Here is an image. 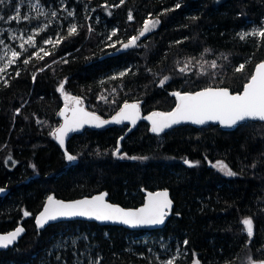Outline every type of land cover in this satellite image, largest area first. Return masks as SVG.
<instances>
[{
  "label": "trees",
  "instance_id": "16d2710c",
  "mask_svg": "<svg viewBox=\"0 0 264 264\" xmlns=\"http://www.w3.org/2000/svg\"><path fill=\"white\" fill-rule=\"evenodd\" d=\"M80 1L68 0L76 8L75 33L62 28L43 53L22 52L0 80V233L19 224L25 228L20 240L0 251V264H74L87 247L99 264H160L144 234L177 244L173 247L182 252L175 264L264 261V123L249 121L232 131L180 124L158 135L139 122L123 138L127 128L118 125L85 130L63 146L52 136L62 122L65 93L83 98L85 107L91 106L86 111L109 118L125 103L138 104L142 114L167 113L176 104L173 92L207 87L240 92L264 60V39L241 40L239 33L264 24V0H91L96 9L91 17L82 14ZM148 19L160 21L140 39V44L148 41L149 51L117 50ZM55 33L50 28L40 38ZM211 61L217 68L206 72L195 65ZM185 63L189 67L182 74ZM241 64L244 69L236 71ZM165 76L170 79L161 86ZM61 84L64 94L58 91ZM100 96H108L105 103ZM117 149L119 154L113 153ZM65 153L77 159L71 163ZM215 161L235 175L216 171L209 165ZM162 188L169 190L174 207L159 230L85 221L43 228L34 223L49 196L69 200L106 192L110 202L135 208L145 192ZM245 218L253 220L251 238ZM76 230L84 235L54 250L59 237Z\"/></svg>",
  "mask_w": 264,
  "mask_h": 264
},
{
  "label": "snow or ice",
  "instance_id": "6c2138e0",
  "mask_svg": "<svg viewBox=\"0 0 264 264\" xmlns=\"http://www.w3.org/2000/svg\"><path fill=\"white\" fill-rule=\"evenodd\" d=\"M123 2V0H121ZM4 0H0V4H3ZM179 7V4H177ZM35 10L40 11L39 3L35 5ZM47 15V13H43ZM71 14V13H69ZM52 15H55L53 12ZM4 17L0 16V20ZM11 20H19L20 15L17 11V15L10 17ZM132 16L129 15V20ZM160 21L146 20L143 24L142 30L138 36H132L127 43H123L124 49L135 48L138 46V41L141 37H144L147 33L154 30ZM76 32V27L73 25L69 30V35ZM112 35H116L115 32ZM259 36L264 39V24L259 29H253L251 32L239 33V38L244 40L246 36ZM24 43L33 45L34 40L32 36H28ZM47 43H52L51 40ZM115 47V44L111 45ZM24 44L20 45L23 48ZM208 49H205L207 52ZM45 55H48L45 52ZM19 53L17 51L11 52V57L8 61L12 64ZM25 63L28 61L25 60ZM190 63V62H189ZM189 63H185L183 67L179 68V72L186 74ZM212 69L217 68V64L213 61L210 65ZM245 65L241 64L236 68V71H242ZM0 71H4V68H0ZM125 73H121L124 75ZM170 77L165 76L160 85L163 86ZM58 91L64 94V86L61 84ZM173 96L176 97L177 103L173 111L153 112L150 116L145 117L151 121L152 132L160 134L166 129L171 128L173 125L180 123H191L194 125H204L208 122H218L221 126L226 128H233L234 126L246 125L249 121H259L264 123V62H260L255 67L254 73L250 76L247 83L244 84L243 90L240 93L232 94L228 89L207 87L194 93H181L173 92ZM71 99L73 104L69 106L65 104V108L60 112V116L63 117L64 123L52 133L55 139L58 140L61 146L64 145L65 137L70 132L79 131L84 125H89L95 128H101L106 124H120L124 121H129L132 124L136 123L139 117V105L125 103L120 111L112 118V120H103L94 113L86 111L81 106V100L79 98L65 96V100ZM116 154H119L117 149ZM68 161H74L76 156L65 153ZM118 158L124 159L126 156L118 155ZM130 159H139L138 157H130ZM143 159H147L144 157ZM186 163H189L186 161ZM189 166H194L189 163ZM218 171L222 172L226 176H234L235 173L224 163L218 162L216 165ZM3 189H0L2 192ZM106 194H100L91 198H85L74 202L65 203L62 201L54 200L51 196L47 198V204L44 206L42 212L36 217V224L38 227L43 228L51 221H56L59 218H71V217H86L88 219H94L97 221H110L113 223H120L129 225L131 227L140 226H155L163 225L165 218L169 215L168 209L171 207V201L168 199L167 191L147 194V202L144 206L136 210H125L119 206H115L105 201ZM25 215H28L25 212ZM245 226L247 236L251 238L253 232V220L251 218H245L242 221ZM23 232L22 228H17L15 231L7 235H0V248L8 247L12 244L20 233ZM75 243V242H73ZM188 241H184L187 245ZM176 256H173L162 264H175ZM96 264H99L97 261ZM195 264H199V261H195ZM249 264H264V261H252L249 259Z\"/></svg>",
  "mask_w": 264,
  "mask_h": 264
},
{
  "label": "rangeland",
  "instance_id": "374dc122",
  "mask_svg": "<svg viewBox=\"0 0 264 264\" xmlns=\"http://www.w3.org/2000/svg\"><path fill=\"white\" fill-rule=\"evenodd\" d=\"M90 1L91 0H81L80 1V10L82 14L85 15L88 13L89 17H91V15L93 14V11L96 10V9L94 10L91 7ZM37 2L39 3L40 11L35 10V5L37 4ZM74 5L75 4H69L68 0H55V1H47V2H45L44 0L43 1L42 0H4V3L0 4V16L4 17V19L0 20V68H4V71H0V80L5 79V73L8 70V67L12 66L16 62V60L19 58L22 52H28L32 56H36L39 53H43L45 51L44 48L46 45H49V44L53 45V43H55L56 40L60 38V37L57 38V33L60 30H62V28H66L70 30V28L73 25L77 27L78 18H76V8ZM7 10L10 11L8 15L5 14ZM17 11L19 12L20 19L18 21L9 19L10 17L16 16ZM53 12L55 13V15H52ZM43 13H47V15H44ZM95 18L98 19L97 16H95ZM148 20L154 21L153 19H148ZM50 28H55V31H56L55 35L50 34L48 38H45V39L40 38L41 33H43L44 31ZM252 28H249L248 30L252 31ZM149 33H147L145 36H147ZM138 35L139 33L136 36ZM28 36L33 37V40H34L33 45H28L24 43V41L27 39ZM144 37H141L140 39ZM140 39L138 41V46L135 48L138 49L139 47L142 46L145 52H148L150 49L148 41H146V44L144 43L140 44ZM49 40H51L52 43H47V41ZM21 44H24L23 48H20ZM117 47H118L117 50H121V51L127 50L123 48V43L117 45ZM12 51H17L19 53V56L18 58L14 60L12 64H9L8 61L12 59L11 57ZM195 65L198 67V70L200 72H206L209 70V68H211L210 67L211 63L209 66H205L200 62ZM60 81L61 79L59 80V82ZM65 96L71 97L69 94H66V93H65ZM107 98L108 96H105V97L100 96L97 100L102 103H105ZM80 99L83 103L84 102L83 98H80ZM66 103L69 106H71L70 104L72 103V100L69 99L66 101L64 98L63 109L65 108ZM83 105L85 106L84 103ZM86 107L89 108L91 106H86ZM62 121H63V118H62ZM54 130L52 131V133L55 132ZM116 152L117 150H114L113 153H116ZM72 162L73 161H71V163ZM218 162H222V161H215L213 163H209V165L213 167L216 171H218L217 167L213 166V165H216ZM31 168L33 172H36V168L33 165L31 166ZM218 172L223 174L220 171ZM81 232L82 231L80 230H76V232L72 235L59 237V239L56 241V244L54 246V250L64 248L67 243L74 244L73 243L74 240L71 241L69 240V238L77 240L78 237H81L84 235V234H81ZM142 237H144L146 240L150 239L149 242L152 246L150 247V249H152L151 253L153 254V256L157 259V261L160 264H162L163 261L173 256H176L178 258L180 256V253L182 252L180 248L173 247V246H177V244L175 245L170 244L171 240H165L162 237H159V238L153 237L150 234H144L142 235ZM131 241H135V239L132 238ZM132 243H135V242H132ZM90 251H91V248L87 247V249H85L82 253L78 255L74 264H82L84 260H86V264H96L97 258L96 260H94L92 256H90L89 254ZM249 259L250 258L246 259V264H249Z\"/></svg>",
  "mask_w": 264,
  "mask_h": 264
},
{
  "label": "water",
  "instance_id": "95a60500",
  "mask_svg": "<svg viewBox=\"0 0 264 264\" xmlns=\"http://www.w3.org/2000/svg\"><path fill=\"white\" fill-rule=\"evenodd\" d=\"M260 62H264V60H262V61H260ZM260 62H259V63H260ZM257 64H258V63H257ZM257 64H256V66H257ZM256 66H255V67H256ZM254 70H255V68H254ZM254 70H253V73H254ZM253 73H252V74H253ZM214 88H222V87H214ZM224 89H226V88H224ZM242 90H243V88L241 89L240 92H242ZM199 91H200V90H199ZM196 92H197V91H196ZM240 92H237V93H240ZM193 93H194V92H193ZM230 93H232V92H230ZM232 94H236V93H232ZM176 103H177V100H176ZM175 107H176V104H175V106L173 107V109H172L171 111H173V110L175 109ZM171 111H169V112H171ZM118 112H119V111H118ZM118 112H117V113H118ZM117 113H116V114H117ZM167 113H168V112H167ZM116 114H114L113 116H111V117H109V118H101V119H103V120H112V118H113L114 116H116ZM151 114H152V113L147 114V115H142V114L139 112V117H138V119L136 120V123H135V124H132V123L129 122V121H124V122H122V123H120V124H115V123H112V124H106V125H104V126L101 127V128H95V127H92V126H89V125H84V127L81 128L79 131H75V132H72V133H76V134H78V133H81L84 129H90V130H104V129H108V128H111V127H114V126H117V125H128V127H127V129H126L124 135L121 137V138H123V137H125V136H126L131 130H133V129L137 126V124H138L139 122H141V121L148 123V124L150 125V128H152L151 121H149L148 119L145 118V117L150 116ZM251 122H259V121H251ZM180 124H190V125H192V126H194V127H198V128L203 127V126H207V125H214V126H218L222 131H232V130H234V129L237 127V126H234L233 128H226V127L221 126L218 122H208V123H206V124H204V125H194V124H191L190 122H189V123H180ZM180 124H177V125H180ZM177 125H173L172 127H175V126H177ZM238 126H239V125H238ZM172 127H171V128H172ZM169 129H170V128H169ZM166 130H168V129H166ZM57 142H58V140H57ZM64 143H65V142H64ZM162 191H167V193H168V199L172 202V203H171V207H170V209H168V212H169V215H170V214H171V211H172V209H173V207H174V202H173L171 196L169 195L168 190H165V189H159V190H154V191H147V192H145V194H144V200H143L142 204L139 205L138 207H135V208H123L122 206H120V205H118V204H115V203H111V204H113V205H115V206H119V207H121V208H123V209H125V210H136V209H138V208L144 206V204L147 202V194H148L149 192H151V193H156V192H162ZM100 194H106V195H105V201L108 202V203H110V202L108 201V199H107V193H106V192L95 193V194H93V195H91V196H83V197L76 198V199H72V200H63V199L56 198V197H54V196H51V197H52L54 200L62 201V202H65V203H69V202H74V201L81 200V199H85V198H91V197H93V196L100 195ZM47 198H48V197H47ZM47 198H46V200L44 201V204H43L42 210H43L44 206L47 204ZM42 210H41V212H42ZM41 212H40V213H41ZM40 213H39V214H40ZM39 214H38V215H39ZM38 215H37V216H38ZM169 215H168V216H169ZM168 216L165 218V223H164L163 225H155V226L131 227V226H129V225H124V224H120V223H113V222H110V221H97V220H94V219H88V218H86V217L59 218V219H57L56 221H51V222H49L47 225L54 224V223H58V222L85 221V222H90V223H96V224H98V225H109V226H118V227L122 226V227H125V228L130 229V231H145V232H147V231H154V230L162 229V228L165 226V224H166V222H167V220H168ZM35 220H36V218L34 219V223H35V225L37 226ZM47 225H45V226H47ZM45 226H44V227H45ZM17 228H22V229H23V232H21L20 235L17 237V239H16L12 244H10L8 247L0 248V251H2V250H7L8 248L12 247V246H13V245H14V244H15V243H16V242H17V241H18V240L24 235V233H25V228H24L23 225L19 224V225H17V227H15L14 229L10 230L9 232H7V233H5V234H1V233H0V235H7V234H10L11 232L15 231Z\"/></svg>",
  "mask_w": 264,
  "mask_h": 264
},
{
  "label": "flooded vegetation",
  "instance_id": "af4514ba",
  "mask_svg": "<svg viewBox=\"0 0 264 264\" xmlns=\"http://www.w3.org/2000/svg\"><path fill=\"white\" fill-rule=\"evenodd\" d=\"M82 102V101H81ZM73 104V101H72V103L70 104V105H72ZM81 106L86 110L87 108L83 105V103H81ZM63 110V107L61 108V110H60V112ZM59 112V113H60ZM92 113H94L95 115H97V116H99L100 118H103V117H101V115H99V114H97L96 112H92ZM60 115V114H59ZM61 117V116H60ZM63 118V117H62ZM63 123H64V120L57 126V128H59L60 126H62L63 125ZM118 126V125H117ZM120 126H123L124 128H127V126L128 125H120ZM85 130H90V129H84L83 131H85ZM105 130V129H104ZM82 131V132H83ZM78 134H80V133H78ZM73 135H76V133H72V132H70V133H68V135L65 137V141L69 138V137H71V136H73ZM121 138V137H120ZM57 140V139H56ZM118 141H120V139L118 140Z\"/></svg>",
  "mask_w": 264,
  "mask_h": 264
},
{
  "label": "bare ground",
  "instance_id": "6f19581e",
  "mask_svg": "<svg viewBox=\"0 0 264 264\" xmlns=\"http://www.w3.org/2000/svg\"><path fill=\"white\" fill-rule=\"evenodd\" d=\"M255 66H256V65H255ZM254 68H255V67H254ZM247 82H248V81H247ZM247 82H246V83H247ZM226 89H227V88H226ZM228 90H229V89H228ZM229 91H230V90H229ZM230 92H231V91H230ZM232 93H233V92H232ZM235 93H237V92H235ZM118 111H120V110H118ZM118 111H117V112H118ZM117 112H115L114 114H116ZM139 112H140V111H139ZM140 113H141V112H140ZM114 114H113V115H114ZM141 114H142V113H141ZM113 115H112V116H113ZM142 115H147V114H142ZM141 122H143V121H141ZM162 189H165V188H162ZM165 190H168V189H165ZM168 192H169V190H168ZM169 195H170V193H169ZM107 196H108V195H107ZM79 198H80V197H79ZM59 199H60V198H59ZM75 199H76V198H75ZM63 200H65V199H63ZM69 200H72V199H69ZM108 201H109V200H108ZM109 202H110V201H109ZM110 203H112V202H110ZM115 204H116V203H115ZM118 205H119V204H118ZM120 206H121V205H120ZM42 207H43V206H42ZM42 207H41V209L39 210V212L36 214L35 218H36L37 215L41 212ZM122 207H123V206H122ZM123 208H126V207H123ZM168 217H169V216H168ZM35 218H34V219H35ZM58 223H59V222H58ZM103 226H109V225H103ZM120 227H122V226H120ZM123 228H125V227H123ZM126 229H128V228H126ZM128 230H130V229H128ZM7 232H9V231H7ZM7 232L1 233V234H5V233H7ZM147 232H150V231H147ZM24 234H25V233H24ZM21 238H22V237H21ZM21 238H20V239H21ZM20 239H19V240H20Z\"/></svg>",
  "mask_w": 264,
  "mask_h": 264
}]
</instances>
